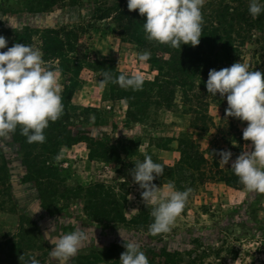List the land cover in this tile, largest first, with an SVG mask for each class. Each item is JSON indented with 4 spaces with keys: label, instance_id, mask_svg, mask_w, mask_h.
<instances>
[{
    "label": "rangeland",
    "instance_id": "rangeland-1",
    "mask_svg": "<svg viewBox=\"0 0 264 264\" xmlns=\"http://www.w3.org/2000/svg\"><path fill=\"white\" fill-rule=\"evenodd\" d=\"M26 1L0 0L2 28L8 31L35 30L41 33L59 30L62 32L61 37L65 31L73 29L72 35H78L79 39L78 42L66 43L62 56L57 58L44 54L42 40L34 38L30 44L42 52L45 67L61 70L62 97L64 87L70 82L76 81L80 86L71 98V103L78 110L70 113L71 118L62 131L63 135L79 142L71 148L62 149L61 159L67 162L62 164V168H68L76 161L81 162L84 178L97 175L101 171V165L87 161L89 141L116 143L135 138L138 140L134 149H138V153L155 157L157 163L162 165L175 166L181 157L177 139L181 133H190L191 139L209 161L212 159L209 151L217 153L220 170L239 180L230 168L231 163L242 151L252 149L250 142L242 138L247 122L225 116L226 97L219 104L210 105L209 116L214 124L207 131L189 129V116L181 106L179 91L176 93L174 106L168 110L156 111L152 116L153 123L145 126L125 125L122 111L124 103L112 105L103 100L104 88L101 89L98 85L101 75L91 68L94 60L114 61L118 71L126 75L140 74L148 81H152L156 75L147 62L138 61L137 53H142L139 47L120 33L123 12L140 16L138 10L128 11L127 0H74L73 4L45 13L25 12L23 6ZM246 2L243 0L242 4H238L232 0H205L203 22H215L216 14L221 11H228V20L231 16H242ZM248 19L253 22L252 17ZM238 20L240 26L237 28L240 27L238 29L246 40L247 51L241 62L248 65L249 69L251 67L254 71L262 72L264 67L252 62L251 52L256 41H264V30H249L244 22L247 21L245 17L244 20ZM0 35L4 36L1 31ZM76 70L79 71L78 75L74 74ZM45 133L56 135L48 128L44 130ZM224 151L232 153L225 166L220 162V153ZM140 156L121 153L125 166L112 164L104 169L112 178H120V182L123 178L127 180L126 186L119 187L120 191L128 193L124 208L127 219L143 210H147L149 215L151 212V207L145 206L141 199L143 190L131 177L135 165L145 158ZM22 157L20 143L14 134L0 137V264H8L11 259L29 260V255L18 249L10 251L8 244L22 221L29 223L28 228L37 243L36 253L30 255L43 264H55L49 255L53 246L44 238L50 225L55 227L53 235L72 231L77 226L88 234L85 246L69 264L93 255L103 258L102 264H109L107 251L115 245L123 247L128 239L140 244L149 264H264V194L248 192L243 186L229 187L219 181V178L212 180L216 175L215 170L207 168L205 178L200 181L196 168L185 167L181 176V189L175 184V180H169L165 172L153 181L157 186L173 182L179 191L191 189L186 206L171 231L153 236L149 231L127 225L106 226L95 223L82 215L79 203L62 211L45 209L37 184L27 178ZM109 176L107 181L110 180ZM79 177L78 174L71 173L66 177V185L69 188L76 187L75 180ZM119 231L125 235V241L120 237ZM123 250L125 251L124 247Z\"/></svg>",
    "mask_w": 264,
    "mask_h": 264
},
{
    "label": "trees",
    "instance_id": "trees-1",
    "mask_svg": "<svg viewBox=\"0 0 264 264\" xmlns=\"http://www.w3.org/2000/svg\"><path fill=\"white\" fill-rule=\"evenodd\" d=\"M246 1V9L242 16L236 18L231 16L228 20V11L217 13L215 22H203L202 36L197 46L182 45L180 49L148 41L143 31L144 17L123 12L120 33L142 52L150 53L147 64L156 75L152 81L144 80L142 90L138 91L121 88L118 84H109L104 88L103 100L112 105L124 103L122 111L125 125L145 126L153 123L152 116L156 111L168 110L174 106L176 93L179 91L181 106L189 116V129L207 131L214 124L209 116L210 105L219 104L223 100L219 94L212 97L207 93L205 84L209 71L212 69L218 71L230 67L233 63L241 62L247 52L246 40L238 29L240 27L237 28L240 26L238 19L244 20L245 17L248 22H244L249 30L256 28L264 30V13L256 19L252 18V22L248 19L251 18L248 12L249 0ZM232 2L242 4L243 0H232ZM73 3L74 0H27L23 9L28 13H45ZM72 30L65 31L61 37L62 32L59 30H51L48 33L35 30L8 31L2 28L0 23V31L7 40V47H12L16 43L30 45L34 38H38L43 42L44 54L55 58L62 56L61 52L66 47V43L78 42V35H72ZM253 46L252 62L264 67V41H256ZM6 50L7 48L0 51ZM91 68L101 75V79L105 71H110L114 77L124 74L117 70L115 62L111 60H94ZM249 70L253 69L250 67ZM78 73L79 71L76 70L74 74L78 75ZM261 73L264 74V71ZM64 88L63 114L56 122H50L48 126V130L56 135L45 133L46 140L43 144H29L26 137L20 134L19 129L14 133L22 149V161L28 173L27 178L37 184L42 206L45 209L62 211L79 203L82 215L95 223L106 226L127 225L134 229L149 231L153 218L147 210L133 215L130 219L124 215L128 193L120 191L119 187L126 186L127 180L123 178L120 182V178H112L104 171L107 165L125 166V163H122L121 153L129 156L141 155L142 159L147 156L148 154L142 155L138 153V149H134L137 138L116 143L101 140L89 141L87 161L99 163L101 171L97 175L86 176L87 179L82 176L81 162L75 161L74 165H69L65 169L61 167L63 163H67L61 159L62 149L71 148L73 144L79 142L63 135L62 131L71 118L70 113L73 114L78 110V107L71 103V98L80 86L76 81H72ZM177 142L181 154L177 165L171 167L163 165V167L165 175L170 181L175 180L178 188L181 189V176L185 167L196 168L200 174V181L205 178L206 169L209 168L212 171L215 170L216 175L212 180L219 178V181L229 187L242 186L234 176L220 170L217 153L209 151L208 154L212 158L209 161L205 154L200 152L198 145L191 139L190 133H181ZM151 158L157 163L155 157L151 156ZM71 173L80 176L75 180L74 188L66 185V177ZM108 176L109 181L106 179ZM28 226L30 225L27 221H22L8 244L10 251L18 249L29 255V260L11 259L8 264H31V259L35 258L30 254L36 253L37 243ZM123 252L121 245L111 247L106 254L109 256V264H117ZM103 261V258L93 255L75 260L73 264H102ZM39 264L43 263L39 262Z\"/></svg>",
    "mask_w": 264,
    "mask_h": 264
},
{
    "label": "clouds",
    "instance_id": "clouds-1",
    "mask_svg": "<svg viewBox=\"0 0 264 264\" xmlns=\"http://www.w3.org/2000/svg\"><path fill=\"white\" fill-rule=\"evenodd\" d=\"M204 4L205 0H127V9L129 12L138 10V14L145 17L143 31L148 41L180 49L182 45L195 47L200 43ZM248 12L253 19L258 18L264 13V0H249ZM5 48L6 51H0V137L19 129L27 143L43 144L44 130L50 122H56L64 110L61 70L45 67L39 49L23 43L7 47L6 38L0 35V50ZM137 59L147 62L150 53H137ZM109 84L138 91L142 90L144 79L140 74L114 77L110 71H105L98 85L103 89ZM205 87L212 97L217 94L226 97V117L247 122L242 138L250 142L252 150L242 151L230 168L246 191L264 194V74L236 62L218 71L210 70ZM231 156V152H221L220 162L227 165ZM163 173V165L154 162L151 156H145L131 171L133 182L143 190L142 201L151 207L153 222L149 232L153 236L171 231L191 192V189L177 190L173 182L154 184ZM54 231V225H50L44 233V238L53 246L50 258L55 264H69L85 246L88 234L78 226L58 235H53ZM119 235L125 241V235L120 231ZM123 247L125 251L119 264H149L139 243L128 239ZM31 264H39V261L33 258Z\"/></svg>",
    "mask_w": 264,
    "mask_h": 264
}]
</instances>
